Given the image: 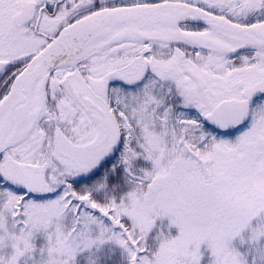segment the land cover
I'll return each instance as SVG.
<instances>
[{"label": "snow or ice", "instance_id": "6c2138e0", "mask_svg": "<svg viewBox=\"0 0 264 264\" xmlns=\"http://www.w3.org/2000/svg\"><path fill=\"white\" fill-rule=\"evenodd\" d=\"M0 264H264V0H0Z\"/></svg>", "mask_w": 264, "mask_h": 264}]
</instances>
